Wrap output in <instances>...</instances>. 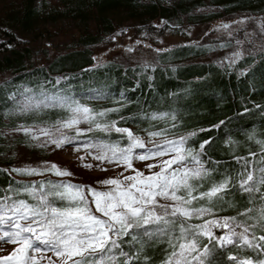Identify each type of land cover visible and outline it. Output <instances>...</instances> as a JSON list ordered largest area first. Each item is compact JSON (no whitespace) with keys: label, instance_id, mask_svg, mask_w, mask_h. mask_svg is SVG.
<instances>
[{"label":"snow or ice","instance_id":"6c2138e0","mask_svg":"<svg viewBox=\"0 0 264 264\" xmlns=\"http://www.w3.org/2000/svg\"><path fill=\"white\" fill-rule=\"evenodd\" d=\"M246 35L252 48L264 52V28L258 47L252 34ZM246 54L252 51L238 49L227 59L235 65ZM156 66L143 64L145 70L155 71ZM108 98L102 90L86 97ZM2 99L10 108L8 115L44 109L65 113L50 126L19 124L13 129L32 147L72 146L84 152L77 156L83 168L119 171L84 185L63 179L74 174L48 161L38 167L0 169L9 177L0 185V251L4 245L13 246L0 256V264H155L145 249L157 246L162 252L159 264H215L219 257L224 258L221 264H264V137L249 133L258 151L233 154L230 167L220 170L221 161L206 153L211 137L197 148L189 144L196 132L175 136L174 113L123 115L128 103L123 92L116 107L101 110L73 94L70 86L56 91L41 87L39 93L24 88ZM138 121L147 126L134 130L121 124ZM157 121L173 123L170 128L157 127ZM87 158L94 163L84 162ZM17 176L44 179L24 181ZM236 198L246 206L235 215H220L236 207Z\"/></svg>","mask_w":264,"mask_h":264},{"label":"trees","instance_id":"16d2710c","mask_svg":"<svg viewBox=\"0 0 264 264\" xmlns=\"http://www.w3.org/2000/svg\"><path fill=\"white\" fill-rule=\"evenodd\" d=\"M186 1H189V5L179 3L166 7L161 0H59L57 6H50L45 0L39 3L37 0H23L20 8L14 10L3 25L31 29L41 18L56 21L71 17L80 20L85 29L78 38V48L54 57L47 65L37 67L25 65V52L28 50L24 53L18 51L21 43L17 35L4 30L5 43H10L12 47L7 48L5 43L0 42V132L16 128L18 122L38 125L54 122L65 115L60 109H44L22 116L8 115L10 108L5 107L2 97L20 91L23 86L30 87L35 93H39L41 87L56 91L57 88L70 86L76 96L83 97L87 93L94 95L95 90L108 94L109 98L102 100V106L92 104L95 109L116 107L123 92L128 101L122 110L125 116H138L143 112L174 113L176 127L171 131L175 136L196 132L189 144L197 148L200 142L211 137L212 143L206 146V153L213 160L221 161L217 166L220 170L230 167L233 154L246 156L249 150L258 151V146L247 137L253 131L256 138L264 137V52L252 48L246 42L249 38L246 34H252L251 38L258 47L261 43L260 31L264 28V11H252L255 16H243L241 11L264 3V0H212L213 6L222 4L223 8L216 14L206 16L209 19L199 24L196 21L199 15L192 13L194 9L204 7L202 0ZM119 10L126 11L133 19L148 21L136 28L133 44L124 46L122 51L148 52L149 63L157 65L155 71L145 70L143 61L138 63L122 54L121 50V56L113 59L92 53V48L104 44L105 36L114 31V21L108 13ZM89 17H92L94 24L91 30L86 28ZM165 17L170 20L177 18L180 26L173 29L167 24H152V21H165ZM182 17H185V21L195 19V25L204 26L202 31L196 35V39L188 42L172 47L161 45V38L167 35L188 39L186 29L181 28ZM225 24L229 25L227 29L223 28ZM237 40L243 43L237 45ZM218 42H224L226 46L220 49L207 47ZM238 49L251 50L252 55L246 54L232 65L227 57ZM245 70L247 74L241 75ZM147 76L152 79L148 80ZM58 80L59 84L56 83ZM256 105L261 107L257 108ZM246 108L250 111L245 112ZM221 121L224 123L220 124ZM154 123L157 127L170 128L173 122ZM121 124L136 129L147 126L139 121ZM218 124L219 128L213 127ZM229 139L234 143L226 144L225 141ZM6 145L5 138L0 135V154L6 151ZM0 169H8V166L0 163ZM216 175L214 173V177ZM15 178L30 181L25 177ZM8 179L6 174L0 173V185H5ZM236 199L235 208H227L219 214L235 215L246 206L245 200ZM145 252L155 264H159L162 259L159 246L146 247ZM223 260V257H219L215 264H221Z\"/></svg>","mask_w":264,"mask_h":264},{"label":"rangeland","instance_id":"374dc122","mask_svg":"<svg viewBox=\"0 0 264 264\" xmlns=\"http://www.w3.org/2000/svg\"><path fill=\"white\" fill-rule=\"evenodd\" d=\"M23 0H0V42L5 43L6 39L3 38L5 35L4 30H8L17 35L19 42L21 43L18 51L25 52V65L26 66H41L47 65L54 57L59 56L61 54L69 53L72 50L78 48L77 41L79 36H81L84 31V24L80 22L77 18H61L59 20L51 21L49 19H40L31 29L22 28L19 25L12 26L3 25L6 21H8V17L14 10L20 8ZM42 0H37L39 3ZM50 6H57L59 4V0H45ZM163 5L166 7H174L179 3L183 6L189 5V1L182 0H161ZM149 2V1H148ZM204 7L201 9H197L193 11V15H199L196 21L201 22L202 20H208L206 16H211L216 14L217 11L223 8L222 4H217L218 6H213L214 3L212 0H202ZM150 3V2H149ZM147 3V4H149ZM254 12L264 11V3L255 4L253 8H249L241 11V15L243 16H255ZM109 18L114 21V31L110 33V35L105 36V43L99 46H95L92 48V53L94 56H105L109 59L118 58L122 54H126L125 56L133 58L140 62H150V56L147 52H124L122 48L124 46H130L134 42V33L136 28L140 27L143 24H147L148 21L145 19L141 20L138 18H131L126 11L119 10L115 12L108 13ZM183 27L186 29L189 34L188 39H183L179 36H163L161 38V45L165 47H172L173 45L181 42H188L190 39H196V35L202 31L203 25H195L194 20L185 21V17H182ZM146 21V22H145ZM154 26H160L162 24H167L170 28H177L180 26L177 18L167 19L165 17V21L157 23L156 21H152ZM89 30L94 29V24L92 23V17H89L88 24ZM188 29V30H187ZM182 30V29H180ZM6 32V31H5ZM226 43L218 42L212 45L207 46L208 48H224ZM121 50V51H120ZM120 51V52H119ZM24 88H29L27 86L20 87V91ZM32 90V89H31ZM33 91V90H32ZM34 92V91H33ZM92 96V94L87 93L83 97H85L84 102L92 104H97L98 106H102V100H88L86 97ZM93 107V106H92ZM105 107H99L97 110L104 109ZM63 117V116H62ZM62 117L58 118L61 119ZM57 119V120H58ZM21 122H18V125ZM53 122L47 121L43 123H39L38 126H50ZM17 125V126H18ZM34 125V124H32ZM37 125V124H36ZM16 126V127H17ZM15 129V128H14ZM137 130L136 128H133ZM2 136L6 140V151L0 154V163L8 166V169L12 167H25V166H34L38 167L44 161L53 162L59 165L61 168H65L70 170L74 175L71 178L65 177L63 179H71L73 183L89 185L95 184V181L98 179H103L106 176H114L117 174L119 169L116 171H108V172H100L99 170L86 169L81 166L83 162L77 160L78 155H84V152L81 151L77 153L72 150V146H65L62 149L53 150L52 147H49L46 150H41L38 148H34L31 146V143L28 141L26 137L22 134L14 133L13 129H5L1 131ZM87 163H94L90 158H87ZM137 167H142L141 162H135ZM146 171V170H145ZM19 177V176H17ZM51 179L57 180L58 178L55 176H51ZM26 180H42L44 177H29L25 176ZM232 215V214H226ZM12 245H4L3 250L0 251V256L7 255L12 250ZM51 255V253H48Z\"/></svg>","mask_w":264,"mask_h":264}]
</instances>
